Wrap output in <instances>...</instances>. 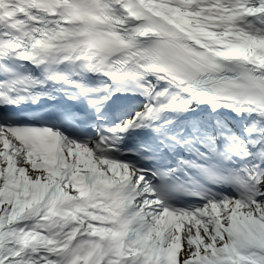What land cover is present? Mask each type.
I'll return each instance as SVG.
<instances>
[{"label":"snow or ice","instance_id":"obj_1","mask_svg":"<svg viewBox=\"0 0 264 264\" xmlns=\"http://www.w3.org/2000/svg\"><path fill=\"white\" fill-rule=\"evenodd\" d=\"M0 264H264V0H0Z\"/></svg>","mask_w":264,"mask_h":264}]
</instances>
